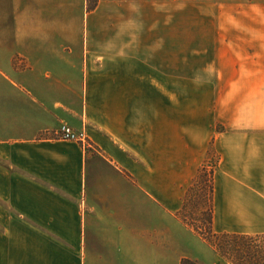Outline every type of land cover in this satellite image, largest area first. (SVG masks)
<instances>
[{
    "label": "crops",
    "instance_id": "0c3cea01",
    "mask_svg": "<svg viewBox=\"0 0 264 264\" xmlns=\"http://www.w3.org/2000/svg\"><path fill=\"white\" fill-rule=\"evenodd\" d=\"M155 4L0 0V264H182L178 213L212 155L214 231L264 235V0H240L246 117Z\"/></svg>",
    "mask_w": 264,
    "mask_h": 264
},
{
    "label": "rangeland",
    "instance_id": "374dc122",
    "mask_svg": "<svg viewBox=\"0 0 264 264\" xmlns=\"http://www.w3.org/2000/svg\"><path fill=\"white\" fill-rule=\"evenodd\" d=\"M98 1L87 0L88 11H93ZM158 2L161 4L157 14L167 16L173 27L182 32L184 65L198 64L200 74L207 69L214 74L216 101L228 100L243 117L253 113L255 88L244 80V69L254 64V57L240 54V0H152V6ZM217 159L216 155L210 156L209 171ZM208 194V184L203 183L189 202L185 214L196 226L203 227L201 220L208 215ZM0 206L8 207L3 202ZM194 238L196 243L189 240L186 244L194 257H184L182 264L184 259L190 260V264H212L214 249L198 235L194 234Z\"/></svg>",
    "mask_w": 264,
    "mask_h": 264
},
{
    "label": "trees",
    "instance_id": "16d2710c",
    "mask_svg": "<svg viewBox=\"0 0 264 264\" xmlns=\"http://www.w3.org/2000/svg\"><path fill=\"white\" fill-rule=\"evenodd\" d=\"M217 166L218 159L213 163L210 171L208 170V162L200 168L187 192L183 208L178 216L196 235L207 242L217 254L231 264H264V235L217 233L214 231L215 171ZM203 183L208 184L209 188V209L206 218H203V221L201 220L203 227H200L192 224L185 213L192 196L202 188ZM190 262V260L184 259L183 264H190Z\"/></svg>",
    "mask_w": 264,
    "mask_h": 264
},
{
    "label": "built area",
    "instance_id": "2783aa9c",
    "mask_svg": "<svg viewBox=\"0 0 264 264\" xmlns=\"http://www.w3.org/2000/svg\"><path fill=\"white\" fill-rule=\"evenodd\" d=\"M54 135L59 139L79 142L86 148L91 146L85 131H76L68 125H62Z\"/></svg>",
    "mask_w": 264,
    "mask_h": 264
}]
</instances>
